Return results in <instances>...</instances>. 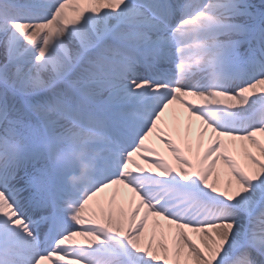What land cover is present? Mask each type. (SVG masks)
I'll use <instances>...</instances> for the list:
<instances>
[{
	"label": "snow or ice",
	"instance_id": "6c2138e0",
	"mask_svg": "<svg viewBox=\"0 0 264 264\" xmlns=\"http://www.w3.org/2000/svg\"><path fill=\"white\" fill-rule=\"evenodd\" d=\"M0 264H264V0H0Z\"/></svg>",
	"mask_w": 264,
	"mask_h": 264
}]
</instances>
